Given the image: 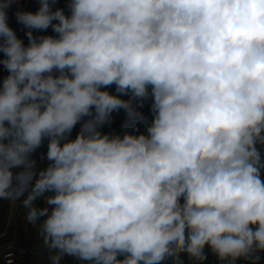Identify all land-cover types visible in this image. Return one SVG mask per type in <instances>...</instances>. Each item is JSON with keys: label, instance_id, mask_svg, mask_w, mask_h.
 <instances>
[{"label": "rangeland", "instance_id": "obj_1", "mask_svg": "<svg viewBox=\"0 0 264 264\" xmlns=\"http://www.w3.org/2000/svg\"><path fill=\"white\" fill-rule=\"evenodd\" d=\"M183 1L188 2L190 5H196L197 25L199 21L204 19L210 21V14H213L212 17L216 18L223 14L235 27L236 20L229 9L244 0H111V8L100 20L103 26L95 28L97 33L100 32L99 28L105 29L114 26L115 29L116 26L120 28L129 25L131 31L125 38H136L141 48L146 49L143 55L147 54L148 51L147 63L151 59L152 62L154 60L151 68L152 72L148 74L143 82L140 81L136 84L133 100L129 101L128 97L122 103L120 96L124 94V87H119L115 93L113 88L112 92L110 91L107 94L104 93L103 82L107 84L108 82L105 79L109 78V80L114 79L115 83V78L120 77L116 75L115 63L125 62L127 67V62H130L129 67L132 68L138 60L129 59L124 55H118L112 58L113 60H105L102 59L104 56L99 55L95 59L85 61L84 55L86 56L87 52H78L73 48V45L78 42L91 41V36L82 38L81 33L88 21L89 13L92 12L90 8L97 9V3L93 7L92 0H0V165H3L5 161L3 157L12 153V147L2 141L1 136H4V132H1L2 129H12L14 131L11 137L16 143L11 145H17L21 151L35 147L36 143L40 144V157L42 156L43 161H41L40 169L43 170L41 174L46 179L44 181L40 180L41 197L33 196L32 193L33 202L31 200L27 201L31 208L35 209L39 224L42 221L54 223L56 227L63 226L67 229L74 227L80 231L83 229V225L76 223L73 219L72 212L74 210L69 202V199L73 196L74 199L80 200L83 195L80 193L81 177L78 173L73 174L74 167L67 170L64 166V163L68 166L66 157L61 156L59 158L51 151L49 146L53 145L60 152L65 150L62 147L68 146L67 148L70 147L72 153L76 146L75 132L78 130L80 133L77 134L81 136L80 138L84 141L87 150L94 151L97 155H107L104 149L98 147V142L94 139L96 135L86 129L90 128L93 122L99 119L100 115L105 118L114 113V122L119 127L121 125V119L119 118L128 113L124 110V103H126L125 107L129 109L147 96L148 87L153 80L151 75L155 74L158 63L159 42L162 41L163 33L167 29L172 34L171 37L174 35V31H180L178 21L181 15L178 10ZM255 4L253 10L256 7ZM208 6H212L211 11ZM203 10L204 13H202ZM253 16L256 19L252 18L253 20L250 22L253 25H258L260 29H264V22H259L264 21V4L257 14H250V19ZM86 17L87 20L85 21ZM40 18L45 20L41 42ZM149 22L152 24L143 28L145 23ZM235 41L232 47L222 46L219 43L212 48L214 52L219 53L216 56L219 66L224 72L231 66L229 57L232 55L238 59L244 52L240 43ZM63 47H67V51L61 53ZM66 56V62L60 65L53 64V61ZM259 75L260 79L255 83V80H253L250 85L251 90L240 97L239 100L247 98L246 105L253 108L257 117H263L264 63ZM205 76L202 72L196 75V101L192 106L189 105V110L184 109V107L179 108L180 104L172 103V105H176L169 108L173 111L172 119H169L170 124L164 135H160V129L157 127L149 126V121L154 123L152 118L144 117L142 120H137L131 132H126L122 141H119L121 149L124 150L122 156L125 158V173L128 172L130 167L140 171L143 170L147 182L146 187L150 192L155 187L162 158L156 154V143H164L161 147L160 145L157 147L165 150L166 137L175 133H177L178 142L180 144L183 142L182 162L169 202L168 214L165 216L168 217L172 230L171 234L166 235L164 241L160 242L164 249H162L159 264H166L171 259V255L175 257V262L171 264L177 263L181 249L188 250L192 247L190 239H182L181 226L189 202L188 199L195 192L194 182L195 178H198L201 169L204 146L209 140H213L211 123L209 119H206L204 113L199 112L202 96L198 92V86L204 81ZM121 80L125 81V79L119 78L120 86L122 85L120 84ZM81 85L84 95L77 98L80 93L78 88ZM102 91L104 93L102 97H105L109 110H106L103 103L100 93ZM45 97L46 99L42 102L41 100ZM46 101L50 105L55 102V116L49 113L50 106L46 105ZM219 102L218 98L213 97L208 100L214 118L219 116L216 108ZM151 105L150 101L143 103L139 108L142 110L141 114H144ZM156 122L163 123V120H157ZM55 124H59L61 128L55 127ZM45 129L55 131L56 135L50 140L40 142L36 138L37 134ZM62 129L64 134L59 136L58 133ZM101 129L95 133L102 138L104 143L111 146L112 138L116 135H112L110 127L108 131L104 126ZM25 133L26 136H24ZM249 133L248 136V132L246 133L244 139L238 140L240 142L234 146V152L231 151L232 158L227 161L229 164L223 172L220 188L216 190V197L210 207V241L208 249H203L201 256L196 257V263L206 258L208 259L206 264H230L228 243H222L219 238L231 239L236 244L238 235L245 231V218L251 216L248 208L264 197V121ZM117 142L118 137L116 144ZM113 154L111 153V155ZM80 158H82L88 175L95 176L96 167H94V162L96 158L90 155L83 157L81 151ZM55 160L60 163L65 174L70 176L65 179L68 188H64L60 183L54 185L50 182V169ZM106 164L108 165V163ZM137 166H141V168ZM100 177L102 176L99 175L97 178ZM132 184L128 183L129 191ZM27 187H30L31 192L33 191L30 184ZM124 191L128 193V191ZM119 192H121V189H119ZM93 193L98 203L99 215L97 213L94 215L97 216L98 220L95 221L99 226L95 239L93 240L92 237L89 242L93 243L94 241L95 246L98 243H103V249H99L100 254L107 256L112 252L111 255L116 256L117 263L133 264V260L137 259L139 255L138 253L135 254L132 248L133 242L125 229L128 219L124 218L123 211L128 207L127 203L125 201L118 202L116 197H113L115 192L110 187ZM140 194L141 198L147 197L145 189ZM11 202L22 203L23 201H6V204L9 206ZM67 214H71L69 216L71 218L69 220H72L71 225L66 221ZM56 217L60 218L63 224L60 225L58 222L61 220L58 221ZM131 223L133 224L132 221ZM239 224H241V227ZM157 227L158 225L153 224L146 231L154 232ZM40 229V239H46L50 243L54 242L56 244L60 242L56 239L55 233L46 230L41 225ZM111 233L114 240L110 238ZM51 235H53V238ZM246 242L247 247L243 252V256L254 257L246 261L249 260L251 264H255L261 255L260 253L264 254V214L260 217L251 238ZM62 244L60 247V250L63 251L62 256L73 263L77 262L76 255L81 252L77 246L78 244L71 246L67 243ZM113 244H116L114 252L111 250ZM42 253L41 251L40 264H42ZM218 255L223 257L221 262L217 261ZM61 262L62 264L65 263L63 258ZM92 263L93 259L91 258L89 263L81 264ZM260 264H264V260Z\"/></svg>", "mask_w": 264, "mask_h": 264}, {"label": "trees", "instance_id": "obj_2", "mask_svg": "<svg viewBox=\"0 0 264 264\" xmlns=\"http://www.w3.org/2000/svg\"><path fill=\"white\" fill-rule=\"evenodd\" d=\"M258 2L259 0H244L239 2L237 6L229 9L232 16L235 17V27L231 25L230 21L223 14L215 19L214 30L216 40L222 46L227 47H232L234 45L233 42L236 40L235 42H239L241 48L244 50L238 59L232 55L229 57L231 66L227 71L224 72L220 68L218 55L216 56L211 51V48L205 46L197 38L194 40L192 46L193 52L200 62L201 72L206 75L204 81L198 86V92L202 96L199 112L204 113L206 119H209L213 140H209L204 146V158L201 169L198 178H195L194 182L195 192L188 199L189 202L181 226L182 239H190L192 247L188 250L181 249L180 258L175 264L207 263L208 259L206 258L197 263L195 260L197 256H201L203 249H208L210 241V207L216 197V190L220 188L223 172L229 164L227 161L232 158L233 154L231 151L234 152V146L240 142L238 140L244 139L247 132L248 136L250 134L249 131L255 129L256 126L264 121V116L257 117L254 114L253 108L246 105L247 98L239 100L240 97L251 90L250 85L253 80H255V83L260 79L259 76L261 74L259 75V72L264 63V29H260L258 25H253L250 22V14L253 11L254 4L256 3L255 6H257ZM96 3L98 7L97 9L90 8L92 12L89 13L88 21L81 33L82 38L91 36V41L85 43L78 42L73 45L74 50L87 52V55H84L85 61L95 59L99 55L104 56L108 54L115 47H118L121 40L131 31V27L125 25L120 28L116 26L115 29L114 26L105 29L99 28L101 33H97L95 28L103 26L100 20L106 15L112 4L111 0H92L93 7ZM86 20L87 17L85 18ZM151 24V22L145 23L143 28ZM44 26L45 20L40 18V42ZM163 34V39L159 42L158 63L154 72L155 74L151 75L153 80L148 87L147 96L129 109L125 107L126 103H124V110L128 111V113L119 118L121 119L119 127L114 122L115 113L105 117L108 128H111L112 135L118 137L117 144L113 147L108 146L97 136L93 135L94 139L98 142V147L104 149L107 153V155H97L94 151L87 150L84 141L80 138L81 136L78 135L76 138L83 157L90 155L96 158L95 165L93 164L96 167L95 176L93 177L88 175L82 158L76 157L73 165V174L78 173L81 177L80 193L83 195L80 200L74 199L73 196L69 199V202L74 210L72 212L73 219L76 223L82 224L83 229L80 231L74 227L68 229L63 226L56 227L54 223L40 221V225L46 228V230L55 233L56 239L61 243H67L69 246L78 244L77 246L81 252L76 255L78 260L75 264L89 263L91 258L93 259L92 264H121L120 262H116V256L111 255V251L107 256L100 254L101 251L99 249H103V243H98L95 246L94 241L93 243L89 242V240H92V237L93 240L95 239L99 226L97 221H95L98 219L94 214L97 213L99 215V209L93 192L101 191L107 187H110L115 192L113 193V197H116L118 202L125 201L127 203L128 207L123 211L124 218L128 219L125 229L133 242L132 248L135 254L138 253L139 255H136L137 259L133 260V264L160 263L162 249H164V246L160 242H163L165 236L171 234L172 230L168 217L165 216L168 214L169 202L182 162L183 142L181 144L178 142L177 133L166 137L165 150L159 166L156 184L153 191L150 192L146 187L147 182L144 178L143 170L140 171L130 167L128 172L125 173V158L122 156L124 150L121 149L119 141H122L126 132H131L137 120H142L156 105L157 98L168 95L177 86L178 43L174 35L170 36L172 34L168 32V29ZM60 49L57 51L59 52ZM64 51H67V47H63L60 52L63 53ZM66 58L67 56L61 57L53 61V64L60 65L66 62ZM131 69L130 67V77ZM256 73L257 75H255ZM106 80L107 84H109V78H106ZM127 94V99L129 97V101L133 100L131 87L128 88ZM212 97L218 98L220 101L216 105L219 116L215 118L210 105H208V100ZM148 101L152 105L144 114H141L142 110L139 108L143 103ZM108 113L110 112L108 111ZM111 153L114 154L111 155ZM138 168H141V166ZM99 175L102 177L97 178ZM68 177L70 176L65 174L60 163L55 160L50 169V182L54 185L60 183L64 188H68L65 181ZM128 183H133L130 191ZM119 189H121V192H119ZM143 189L146 190L147 194L145 198L140 197ZM124 190L128 191V193ZM32 193L33 196H37L35 191H32ZM248 210L251 212V216L245 218V231L238 235L236 244L231 239L225 240L218 237L222 243H228L230 264H251L249 260H246L254 258L243 256V252H245L247 247L246 241L251 238L260 217L264 214V197L255 205L248 208ZM70 215L67 214L66 221L71 225L72 220H69L71 219L69 218ZM56 219L58 221L61 220L57 217ZM58 223L60 225L63 224L62 220ZM153 224L158 225L157 229L154 232L146 231ZM239 226L241 227V224ZM60 230L61 232H59ZM110 238L114 240L112 233L110 234ZM115 247L116 244L111 246L113 252ZM260 254L255 264H260L264 260V254ZM170 258L172 261L170 259L166 264L175 262L174 256L171 255ZM222 260L223 257L218 255L217 261L221 262Z\"/></svg>", "mask_w": 264, "mask_h": 264}, {"label": "crops", "instance_id": "obj_3", "mask_svg": "<svg viewBox=\"0 0 264 264\" xmlns=\"http://www.w3.org/2000/svg\"><path fill=\"white\" fill-rule=\"evenodd\" d=\"M263 4L264 1L261 0L257 4V6L255 7L252 13L257 14V12L263 8ZM208 8L210 9V11L212 10V6H208ZM178 11L181 15L178 21V24L180 26V31L179 32L172 31L178 43L177 86L168 95L157 98L156 105L144 116L145 118L149 117L154 120V123L149 121L148 124L150 127H154V128L157 127L158 129H160L159 131L160 135H164L166 133V129L170 124L169 119H172L171 115L173 111L170 110L169 108L175 107L176 104L172 105L173 102L180 104L179 108L184 107V109L186 108V110H189L190 108L189 105L192 106L196 101V90H195L196 75H198L201 72V66H200V62L196 58L192 49L194 40L197 38L205 46L211 48V51L214 54L216 55L219 54L218 52L217 54L212 50L213 47L219 44V41L216 40L215 30H214V22L216 17H212L213 14H210L211 16L210 21L204 19L203 21H199V24L197 25L196 5H190L186 1L182 2V5L179 6ZM202 13H204V10L202 11ZM252 18L256 19L253 16L251 17L250 20H253ZM259 22H264V21H259ZM145 50L146 49H143V47L141 48L138 62L134 63L131 69V77L129 76L130 62H127L128 63L127 67L125 66L126 65L125 62L122 63L118 62V64L115 63L116 75L120 76L122 79H125V81L121 80L120 83L122 84L121 86L119 85L120 77L115 78V83H114V79H110L109 84H105L103 82L104 93L106 92L107 94H109L110 91L112 92L113 88L115 93L119 87L120 88L124 87L125 89L124 94L120 96V99H122V103H123V101L128 96L127 94L128 88L131 87L132 96L135 97L136 84L140 83V81L143 82V80L147 78L148 74L152 72L151 68L154 63V60L152 62V59L147 63L148 51L147 54L143 55V52H145ZM118 55H122V54L114 53L113 51H111L108 54L104 55L102 59L105 60L112 59ZM79 87L80 88H78V92L80 91V93L77 96V98H81L84 95V92L82 90V85ZM100 93L102 97L104 95L103 91ZM45 99L46 97L41 101L44 102ZM102 100L103 103L105 104L106 110H109L110 108L106 105L107 103L105 101V97H102ZM46 105L50 106L49 113H52L55 116L56 114L55 102H52V104L50 105L49 102L46 101ZM113 109L115 108L113 107ZM157 120H163V123L160 122L158 123L156 122ZM103 126L106 127L108 131V124L105 118H103V115H100L99 119L95 120V122H93V125L86 130L87 131L89 130L92 134L96 135L99 139L102 140V138L99 135H97L95 132H97ZM55 127L61 128L59 124L58 125L55 124ZM45 130L53 131L50 129H45ZM45 130H41V131H45ZM1 132H4V136H1L3 139L2 141L4 143H8L9 147L10 146L12 147V153L6 155V157H3L5 161L3 162V165H0V264H40L41 251L43 252L42 264H62L61 262L62 258L65 261L64 264H75L71 262L69 259L66 260V258L62 256L61 253L63 251L60 250L61 245H63L62 243L57 242L56 240L55 241L58 244L54 242L50 243L46 239H40L41 229H40V224L36 218V211L34 208H31V205L28 204L27 202L30 200L31 202H33L31 189L30 187L28 188L27 186L30 184L31 188L33 189V191H35L37 196L41 197L40 180L44 181L46 179L45 176L41 174L43 170L40 169V165L43 162L42 156L40 157V144L36 143L35 147L33 146L31 148H27L25 151H21V149H19L17 145H11L13 143H16V141L11 137L14 133L12 129H7V130L2 129ZM11 132L12 134H10ZM53 132L56 135V132L55 131ZM16 133L18 134L19 131ZM77 133L79 134L80 131L77 130V132H75L76 135L75 141L78 135ZM20 134H24V133H20ZM62 134H64L63 129L59 131L58 135L60 136ZM26 135L27 134L25 133L24 136ZM156 144H157L155 145V149H157L156 154L162 157L164 154V153L162 154V151L164 149H161L157 146L160 145L161 147L164 143L157 142ZM49 147L51 151L54 154H56L59 158H61V156L66 157V160L68 161V166L66 165V163H64V166L66 167L67 170L73 167V163L76 157H80V149L77 145V142L74 148L75 150L72 153L70 152V147L67 148L68 146L62 147L65 150L61 152L57 151L53 145H50ZM35 176H37V178H35ZM43 186H45V184H43ZM12 200L23 201V202L22 203L11 202V204L8 206L6 204V201H12ZM52 236L53 235H51V237Z\"/></svg>", "mask_w": 264, "mask_h": 264}, {"label": "built area", "instance_id": "obj_4", "mask_svg": "<svg viewBox=\"0 0 264 264\" xmlns=\"http://www.w3.org/2000/svg\"><path fill=\"white\" fill-rule=\"evenodd\" d=\"M114 53H119L132 60L139 59L141 46L136 38H124L121 40L120 45L112 50ZM55 137L53 131H40L37 134V140L40 142L50 140Z\"/></svg>", "mask_w": 264, "mask_h": 264}, {"label": "water", "instance_id": "obj_5", "mask_svg": "<svg viewBox=\"0 0 264 264\" xmlns=\"http://www.w3.org/2000/svg\"><path fill=\"white\" fill-rule=\"evenodd\" d=\"M116 141H117V137L114 136V137L112 138V141H111V146H114V145L116 144Z\"/></svg>", "mask_w": 264, "mask_h": 264}]
</instances>
